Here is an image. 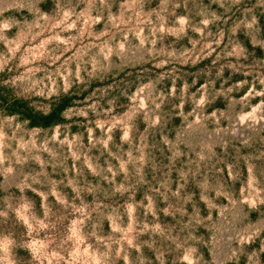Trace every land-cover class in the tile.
<instances>
[{"label": "rangeland", "instance_id": "1", "mask_svg": "<svg viewBox=\"0 0 264 264\" xmlns=\"http://www.w3.org/2000/svg\"><path fill=\"white\" fill-rule=\"evenodd\" d=\"M0 264H264V0H0Z\"/></svg>", "mask_w": 264, "mask_h": 264}]
</instances>
